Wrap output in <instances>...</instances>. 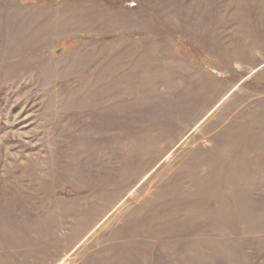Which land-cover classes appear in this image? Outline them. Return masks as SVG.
Segmentation results:
<instances>
[{"label":"rangeland","instance_id":"rangeland-1","mask_svg":"<svg viewBox=\"0 0 264 264\" xmlns=\"http://www.w3.org/2000/svg\"><path fill=\"white\" fill-rule=\"evenodd\" d=\"M0 264H264V0H0Z\"/></svg>","mask_w":264,"mask_h":264}]
</instances>
